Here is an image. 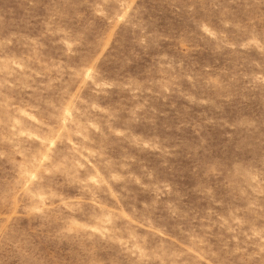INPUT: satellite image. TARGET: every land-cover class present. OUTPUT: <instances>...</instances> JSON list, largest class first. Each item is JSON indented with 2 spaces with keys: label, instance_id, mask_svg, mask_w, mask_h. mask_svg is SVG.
<instances>
[{
  "label": "rangeland",
  "instance_id": "obj_1",
  "mask_svg": "<svg viewBox=\"0 0 264 264\" xmlns=\"http://www.w3.org/2000/svg\"><path fill=\"white\" fill-rule=\"evenodd\" d=\"M0 264H264V0H0Z\"/></svg>",
  "mask_w": 264,
  "mask_h": 264
}]
</instances>
